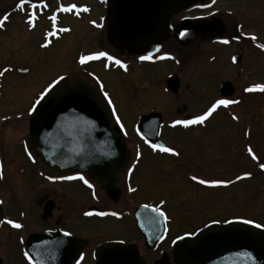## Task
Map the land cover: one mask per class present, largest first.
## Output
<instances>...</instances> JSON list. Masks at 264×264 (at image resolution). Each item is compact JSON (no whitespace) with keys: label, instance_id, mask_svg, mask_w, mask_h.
Masks as SVG:
<instances>
[{"label":"flooded vegetation","instance_id":"1","mask_svg":"<svg viewBox=\"0 0 264 264\" xmlns=\"http://www.w3.org/2000/svg\"><path fill=\"white\" fill-rule=\"evenodd\" d=\"M220 1L222 0H216L213 4L209 0L207 3L214 6ZM113 2L114 0H29L20 8L19 0H0V18L6 15L9 17L5 26L0 28V50L15 48L17 51L25 48V45L31 47L33 44L34 54H40L38 65L43 66L47 56L57 52L60 46L64 47L65 39L73 36L76 39L73 46L79 56L69 70L47 76L44 81H49V90L42 95L43 98L55 87L74 79L89 82L105 96L101 78L111 76L112 66L114 70L121 72L122 65L107 57L81 63L82 56L107 52L133 68L138 63L165 60L166 58H161L165 54L171 60L167 44L172 41V32L176 38L175 29L180 22L188 18L183 17L175 24V17L179 12H172L167 29L154 44L125 45L112 37ZM204 2L205 0H197L196 3ZM32 3L37 4L35 9L32 8ZM72 4L77 6L73 11L60 10L61 5L68 7ZM85 8L88 10L85 11ZM202 8L195 5L180 12L188 13ZM33 11L36 13L33 17L34 28L28 22ZM221 12L219 15L224 14L220 17L201 19L205 22H218L219 29L211 32L210 37L201 35L189 46L180 45L181 49H188L201 39V42L214 49L209 51V59L219 60L222 66L229 64L232 69L230 77L222 78L217 84L215 101L232 99L240 103L220 106L204 124L188 127H173V121L202 115L215 101L203 111L194 114L188 113L186 105L183 106L184 112L177 108V116L174 118H168L161 113V127L157 137L154 141H149L137 132V125L142 116L160 111L150 109L140 112L136 116L138 121L133 122L130 128L127 122L122 121V113L117 111L112 98L107 94L105 97L113 104L116 117H119L118 121L125 130L124 141L130 155L126 170L107 187L79 173L54 171L42 162L32 149L29 137L32 111L43 98L40 96L39 103L33 106L32 99H26L24 92L30 88L32 58L31 62L14 60L0 65V71L10 69L0 77V201L3 202L0 203V236L3 237L0 238V264H109L103 262L102 252V248L108 245L134 246L138 252L139 264H180L177 262V248L185 243L186 251L189 252L193 239L202 231H206L202 251L205 259H212L210 264H235L234 261H238L240 252H244L238 246L240 240L233 239L234 234L231 232L222 233L219 230L230 228L234 221L245 222L243 227L257 224L264 229V222L259 221L255 215L256 201L264 192V184L255 186L257 180L264 183V169L260 167L264 163V92L245 91L254 85L264 84V49L258 47L259 44H264V35L256 31H244V26L241 28L240 23L234 22L226 16L227 13ZM53 15L56 16L55 21L51 19ZM65 28L70 31H58ZM49 32L55 34L49 36ZM252 35L257 39L252 40ZM237 36L240 39H235ZM223 39H228L230 43H222ZM48 41L51 43L44 47ZM43 53L46 55L43 56ZM148 54L152 55L151 60L139 59ZM233 57H236L235 61ZM225 83L231 85L232 95L226 96L219 92V87ZM21 98L24 100H20ZM14 100L28 102L26 110L13 111ZM4 107L6 110H3ZM217 116L223 119L221 124L231 125L226 129L233 131L235 140L226 137L223 142V137L209 136L210 122ZM233 116L239 119H233ZM24 125L26 129L22 128ZM168 131H181L186 134L198 131L202 134L200 142L204 143H200V148L198 146L197 151H194L189 149L188 142H168L165 138ZM157 141H161L160 144L165 147H173L180 155L153 149L151 145L159 144ZM249 147L256 154V158L249 153ZM232 151H237V156H241L243 162L235 169L224 168L223 157ZM10 167H15V170L8 169ZM27 171L31 178L27 183L30 188L27 210L19 207L17 213L11 215L8 211L10 207H7L8 201L18 200L13 194L15 175L27 174ZM153 171V177L157 181L169 184L170 194L177 187L178 193L182 194L178 203L163 196L152 197L149 182ZM246 173H251V176H246ZM80 176L88 184L79 179ZM193 176L231 183L204 185L193 180ZM35 177L41 185L32 194ZM67 177L75 178L66 179ZM5 190L9 192L5 193ZM228 192L232 194L229 195ZM155 208L161 209L168 219L165 220L164 215L153 211ZM142 210L144 211L139 214ZM88 212L93 214L85 215ZM100 212L108 215L100 216L97 214ZM182 213L189 215L188 222L177 220V216ZM8 220L19 223L22 227L16 228L8 224ZM248 220L253 222L247 223ZM106 226L112 229L109 231ZM36 235L46 238L30 245V238ZM14 243L20 247L22 253L17 255V259H12L9 250H1L2 247ZM111 252L112 250H106L108 255Z\"/></svg>","mask_w":264,"mask_h":264},{"label":"water","instance_id":"2","mask_svg":"<svg viewBox=\"0 0 264 264\" xmlns=\"http://www.w3.org/2000/svg\"><path fill=\"white\" fill-rule=\"evenodd\" d=\"M197 0H114L112 5L111 33L114 40L125 45L153 44L166 29L172 12L178 13ZM219 29L216 20L203 23L185 19L176 28V37L183 46H189L200 35L210 37ZM180 79L167 80L168 90L177 95ZM231 85L225 83L219 92L232 95ZM162 115L152 113L140 118L138 133L154 141L161 126ZM29 141L42 162L55 171L69 174L79 172L90 180L105 185L113 184L128 167L130 155L124 142V130L117 121L109 100L98 89L84 80L64 83L49 93L32 112ZM157 143H162L157 141ZM144 210L140 211L141 214ZM234 221L222 233L231 232L240 240V252L235 264H264V231L257 225ZM206 231L193 239L187 252L185 243L177 248L180 264H210L204 258L203 239ZM248 235L250 238L248 239ZM221 237V236H219ZM32 236L29 244L45 239ZM227 238V236H224ZM231 238V237H229ZM106 250H112L106 254ZM103 262L109 264H139L134 246L108 245L102 248ZM237 260V259H236ZM216 264V262H214Z\"/></svg>","mask_w":264,"mask_h":264},{"label":"rangeland","instance_id":"3","mask_svg":"<svg viewBox=\"0 0 264 264\" xmlns=\"http://www.w3.org/2000/svg\"><path fill=\"white\" fill-rule=\"evenodd\" d=\"M208 1L209 0H205L204 3L201 5L199 4L201 7L205 6V8L201 10H193L188 13L179 12L175 17V24L183 17L215 18L222 16L224 14L223 12H225L228 14L226 16H229L234 22L236 21L244 26V31H256L258 34L264 35V0H222L214 6L207 3ZM220 12L223 14L219 15ZM70 37L71 38L65 39L64 47L60 46L57 52L47 56L45 65L43 66L38 65L40 54H34L33 44L31 47L25 45L26 49L23 48L17 51L15 48L0 50V65L14 60L31 62L32 58L31 68L33 72L30 80V88L24 92L26 99H32L33 106L37 104L40 96L44 95L49 90V85L47 84L49 81L45 83L47 76L51 77L60 71L69 70L74 60L79 56L78 52L75 51L76 48L73 46V42H75L76 39L73 36ZM170 39L172 41L167 44V48L170 50L168 53L172 57L171 60L168 57L165 60L155 63H138L135 68L128 65L127 70L121 67V72L114 70V66H112L111 76H103L101 78L103 90L112 98L117 111L122 113V121L124 120L127 122L130 128L133 122L138 121L136 116L140 112L149 111L150 109L160 111V113L168 118L177 116L175 113L177 108H180L182 112H184V105L187 106L188 113L194 114L203 111L212 101H215L217 96L215 88L217 84L222 78H229L231 75L232 69L229 64H224L222 66L219 60L214 61V59H209V51H214V49L209 47L208 44H205V42H201V39L197 40L188 49H181V45L176 40L174 32H172ZM9 51H15V53ZM44 55L46 54L43 53V56ZM169 75H176L180 79L181 86L178 96L171 94L167 89L166 80ZM44 90L46 91L44 92ZM20 100L24 99L21 98ZM14 102L13 111L19 112L23 111V109L26 110V103L28 102L19 100H14ZM3 110H6L5 107ZM131 114L135 116H131ZM221 121H223V119L220 118V116L211 120L209 125V136L214 135L223 137V142L226 137H231V139L235 140L236 135L233 134V131L226 129V127L231 125L227 124L226 126L221 124ZM22 128L26 129V125L22 126ZM201 136L202 134L200 135L198 131L191 132L190 134L181 131L177 133L176 131L172 133L168 131L165 133V138L168 142H179L183 144L188 142L189 149L192 148L194 151H197L196 148L200 143H204L203 141L200 142ZM195 153L197 155V152ZM218 155L220 160V154L218 153ZM235 156L238 157L237 151H232L229 155L223 157L225 161L224 168L235 169L240 165L239 163L242 164L243 160L240 159L241 156L238 158ZM166 162L167 161H165V163ZM8 169L15 170V167H10ZM27 172V174L16 173L15 175V188H13V194L18 197V200L12 202L8 201L7 207H10L8 211L11 215H15L19 207L27 210L28 205L26 202L28 190H30L27 183L31 181L30 173L29 171ZM154 174L155 172L153 171L149 182L152 197L163 196L168 199H173L178 203L182 194L178 193L177 187L174 193L170 194L169 184L165 181H157V178L153 177ZM35 180L34 187H36V189L32 187V194L35 190H38L41 185L38 178L35 177ZM255 183L257 187L264 184L259 180ZM246 187L247 186H245V188ZM8 192V190H5V193ZM228 193L229 195L232 194V192ZM263 206L264 192L256 201L255 215L261 222H264ZM176 209H174L175 212ZM188 217V214L182 213L177 216V220L185 223L188 222ZM106 228L109 231L112 229L108 226H106ZM100 232L97 233L100 234ZM0 238L3 237L0 236ZM1 250H5L6 252L9 250L12 259H17V255L22 254L20 247L15 243L8 247L4 246Z\"/></svg>","mask_w":264,"mask_h":264},{"label":"snow or ice","instance_id":"4","mask_svg":"<svg viewBox=\"0 0 264 264\" xmlns=\"http://www.w3.org/2000/svg\"><path fill=\"white\" fill-rule=\"evenodd\" d=\"M29 0H19V7L20 8H23V5L25 3H28ZM216 0H212V3L215 4ZM37 7V4L36 3H32V8L35 9ZM44 7H47V4H44ZM77 6L75 4H72L68 7H64L63 5H61V8L60 10L61 11H64V12H71L73 11V9H75ZM85 11H87L88 9L85 8L84 9ZM36 15L35 11H33L30 16H29V25L31 27H35V22L33 20V17ZM9 19V17L6 15L2 18H0V28H3L5 26V22ZM51 19L53 21L56 20V16L53 15L51 17ZM93 23H95V21H93ZM241 28L243 26H240ZM58 31H64V32H67V31H70V29H58ZM55 33L53 32H49L48 35L49 36H52L54 35ZM235 39H240L239 36L235 37ZM251 39L252 40H256V36L255 35H252L251 36ZM222 43L224 44H229L230 41L228 39H223L221 41ZM51 41H48L46 44H44L43 46L44 47H47L48 44H50ZM259 48L261 49H264V44H259L258 45ZM99 57H107L109 60H115V63L118 64V65H122V67L127 70L128 68V65L127 64H124L121 60L119 59H116L115 57H112L110 56L107 52H98L96 53L94 56H82L81 57V63L87 61V60H91V59H94V58H99ZM162 59L163 58H168V54H165V57H161ZM140 60H151L152 59V55L151 54H148V55H145V56H141L139 58ZM233 61L236 60V57H233L232 58ZM10 71L9 68H5L3 71H0V77H2L6 72ZM245 91L247 92H254V91H261V92H264V84H257V85H254L252 87H249V88H246ZM105 96H107V93H105ZM41 98H43V96H41ZM37 103H39V101H37ZM237 103H240V101L238 100H232V99H218L216 100L202 115H197L195 116L194 118L192 119H177V120H174L173 121V127L177 126V125H183L184 127H188L190 125H201V124H204L205 121H207L212 115L213 113H215L217 111V109L220 107V106H229V105H232V104H237ZM34 110V109H33ZM117 119H119V117H117ZM233 119H239L238 117L236 116H233ZM121 127H123V125H121ZM151 147L153 149H159L160 151L162 152H166V153H170V154H173L175 156H179L180 153L178 151H176V149H174L173 147H165L164 145L162 144H152ZM248 151L249 153H251L253 155L254 158H256V154L253 152L252 148L249 147L248 148ZM29 155H31V153H29ZM260 167L262 169H264V163L260 164ZM2 175V174H0ZM246 176H251V173H246L245 174ZM75 177H67L66 179H74ZM49 179H51V177H49ZM79 179L81 180H84V183L85 184H88V181L86 179H84L83 176H80ZM193 180H198L200 184H204V185H210V186H217V185H222V184H228V183H231V181H224V180H208V179H200L199 177L197 176H193L192 177ZM237 179H240V177H237ZM91 186V185H90ZM132 191H135V189H132ZM0 203H3L2 201H0ZM147 207V206H146ZM153 211L155 212H159L161 215H164L162 212H161V209L159 208H155L153 209ZM93 213L91 212H88V213H85V215H92ZM98 215L100 216H105V215H108V213H105V212H100V213H97ZM112 215H119V213H112ZM164 219L167 220L168 217L166 215H164ZM247 223H252L253 221L251 220H248L246 221ZM8 224H12L14 227L16 228H20L22 227L21 224L19 223H15L14 221L12 220H8L7 221ZM70 235V233H69ZM25 255H27V253H25ZM29 259H31V257H29Z\"/></svg>","mask_w":264,"mask_h":264}]
</instances>
